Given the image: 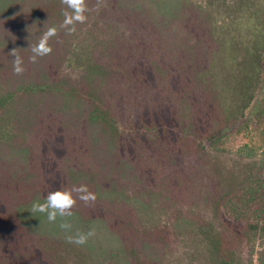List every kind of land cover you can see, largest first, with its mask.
Instances as JSON below:
<instances>
[{"label":"trees","instance_id":"trees-1","mask_svg":"<svg viewBox=\"0 0 264 264\" xmlns=\"http://www.w3.org/2000/svg\"><path fill=\"white\" fill-rule=\"evenodd\" d=\"M85 2L86 16L97 5L123 24L104 41L107 62L94 58L96 37L63 28L51 53L32 62L30 43L62 23L67 6L0 0V249L12 254L8 263L254 264L257 253L264 264V156H229L221 143L264 94V0ZM80 185L96 199L74 193L71 217L49 222L30 212L33 201ZM63 221L73 234L94 235L69 243ZM235 240L246 241L248 261Z\"/></svg>","mask_w":264,"mask_h":264},{"label":"rangeland","instance_id":"rangeland-1","mask_svg":"<svg viewBox=\"0 0 264 264\" xmlns=\"http://www.w3.org/2000/svg\"><path fill=\"white\" fill-rule=\"evenodd\" d=\"M119 19L113 20L97 6L92 5L88 11L87 19L83 23L77 22L75 28L76 32L81 33L78 38L88 37L91 42V35L96 37V46L93 53L94 58L99 62H107V55L104 51V41L108 38V34H121L123 31L122 22H117ZM125 34V32H124ZM62 71L65 77L76 79L78 71L69 66L63 65ZM45 131H43L44 133ZM223 139L221 140L222 148L227 152V155L233 156L235 154H242L250 159H258L264 156V94L260 97V101L254 106L253 110L249 113L245 120L234 123L228 126L222 132ZM33 139V138H31ZM249 160V159H247ZM234 247L239 249L245 260H249L252 253L249 246L245 242L235 240ZM19 257H23V250L17 246L15 248ZM259 247L256 248V252ZM1 257L0 263L9 264L14 262L13 256L10 252L5 253V246L0 249ZM257 253L253 256L254 264H258Z\"/></svg>","mask_w":264,"mask_h":264},{"label":"clouds","instance_id":"clouds-1","mask_svg":"<svg viewBox=\"0 0 264 264\" xmlns=\"http://www.w3.org/2000/svg\"><path fill=\"white\" fill-rule=\"evenodd\" d=\"M62 2L67 6L63 12L64 19L62 23L45 27L37 43H30L28 48H30L33 53L30 57L32 62H36L38 57L51 53L52 47L49 44V40L57 34L59 29H67L69 33L74 32L76 30V23H83L87 19L85 13L88 9L85 0H62ZM10 54L13 56V71L16 74L22 73L24 71L23 58L16 53V49ZM74 193H78L79 199L85 202L94 201L96 199V194L90 192L87 185H80L78 187L73 186L68 189L50 192L43 202L40 200L33 201L30 212L46 214L49 222L56 221L57 217H71L73 215L71 209L76 203V197L73 195ZM60 228L65 230L68 242L76 245L86 244L89 237L94 235L93 229H89L87 232L77 230L73 234L71 232L72 224L68 221L61 222Z\"/></svg>","mask_w":264,"mask_h":264}]
</instances>
